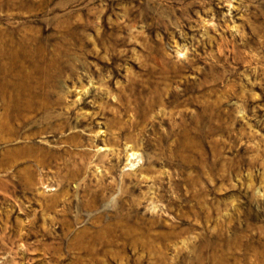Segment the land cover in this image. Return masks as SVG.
<instances>
[{
    "label": "rangeland",
    "instance_id": "rangeland-1",
    "mask_svg": "<svg viewBox=\"0 0 264 264\" xmlns=\"http://www.w3.org/2000/svg\"><path fill=\"white\" fill-rule=\"evenodd\" d=\"M0 264H264V0H0Z\"/></svg>",
    "mask_w": 264,
    "mask_h": 264
}]
</instances>
